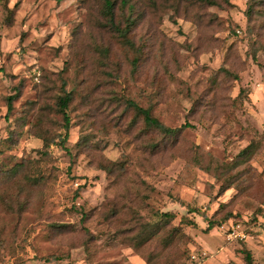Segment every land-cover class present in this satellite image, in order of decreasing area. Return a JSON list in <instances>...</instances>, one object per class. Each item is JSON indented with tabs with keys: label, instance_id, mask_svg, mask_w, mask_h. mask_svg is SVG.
Wrapping results in <instances>:
<instances>
[{
	"label": "rangeland",
	"instance_id": "374dc122",
	"mask_svg": "<svg viewBox=\"0 0 264 264\" xmlns=\"http://www.w3.org/2000/svg\"><path fill=\"white\" fill-rule=\"evenodd\" d=\"M135 1L141 18L133 37L143 48L137 71L104 26L101 0H0V165L28 163L30 172H51L39 207L0 211L1 236H26L13 241L21 244L16 253L11 246L0 250V264H53L43 257L65 252L70 264H146L96 213L124 191L143 196L154 210L174 212L173 224L182 214L195 218V228H183L190 237L181 245L189 249L188 264H245L246 251L252 264H264V53L257 55L259 63L249 55L258 33L264 41V0L255 1L259 9L251 19L252 0ZM103 46L105 57L98 51ZM221 66L233 67L239 80L217 78L219 85L212 86ZM242 87L248 95L240 101ZM62 90L73 94L63 145L71 156L51 143V161L42 162L43 142L33 130L41 119L49 133L63 132L55 107ZM119 95L153 105L166 125L192 127L173 148L149 153L126 124L116 125ZM84 136L88 142L80 147ZM251 141H258L257 150L242 173L241 191L218 193L220 182L187 162L182 150L194 142L228 161ZM120 155L131 160L121 177L99 168ZM225 202L239 218L208 232L201 216L187 212L194 206L216 218ZM54 223L73 230L56 231L49 226Z\"/></svg>",
	"mask_w": 264,
	"mask_h": 264
},
{
	"label": "trees",
	"instance_id": "16d2710c",
	"mask_svg": "<svg viewBox=\"0 0 264 264\" xmlns=\"http://www.w3.org/2000/svg\"><path fill=\"white\" fill-rule=\"evenodd\" d=\"M203 1L212 3L210 0ZM255 1L252 0L248 7V19L255 15V7L257 11L259 9V2L256 3ZM135 3V0H101L99 3V13L104 20L103 24L113 32L118 47L126 57L132 71H137L140 68L141 59L143 58V48L136 43L133 37L135 25L141 18ZM262 17H264V14ZM250 48L249 55L251 59L259 63L257 55L259 52L264 53V41L260 33H258V37L254 38ZM98 51L102 57H105L108 48L103 46L101 51L99 49ZM260 67H263L262 64H260ZM217 78L238 81L239 75L233 67L221 66L214 71L210 78L212 86L219 85ZM17 93L8 98V112L11 110L10 102L17 96ZM247 95V89L242 87L239 89L237 98L241 101L246 99ZM72 100L73 94L66 90H62V94L55 99L56 111L61 114L63 120L62 133H49L41 119L38 121V127L33 130V134L42 139L43 142L42 162L51 161V155L48 153L51 143H55L71 156L70 151L63 145L71 126L68 107ZM115 100L116 105L120 108V112L115 118L116 125L126 124L125 131L131 134L132 140L140 145L143 144V148L149 153H155L167 147L173 148L181 133L192 127L188 122L176 127L166 125L154 112L153 105H143L136 98L119 95ZM80 141L78 146L81 144L80 147H82L88 142V137L84 136ZM257 143L258 141L249 142L238 151L234 158L228 161L218 159L194 142L184 146V148H187L182 150L188 153L185 159L187 162L210 174L217 182H220L218 193H223L228 189L242 190L241 181L244 179L242 173L243 171L246 172V165H248L251 155L257 150ZM130 163L131 160L127 156L120 155V158L108 161L106 164L100 165L99 168L104 170L107 175L121 177L128 171ZM30 166L31 164L28 163L11 168L0 165V211L15 210L16 213L21 214L31 207H39V201L42 198L44 199L45 189L51 180V172H30ZM67 169L69 174L71 165ZM245 175L244 177H246ZM142 198L145 199L143 196ZM143 199H136L129 191H124L118 198L106 199L97 208L96 213L101 216L104 224L113 227V235L121 236L133 251L142 255L146 264H188L189 249L186 247L182 249L181 245L184 246L190 242V237L184 232L183 228H195L197 226L195 218L188 214H182L179 222L173 224V220L176 218L174 212L154 210ZM229 207L228 202L222 203L216 218L208 217L205 210H199L194 206L188 207L187 212L201 216L207 223L205 231L208 232L214 227H220L230 219L239 218V213H233ZM87 215H89L88 212L82 213L81 219L84 220ZM49 226L56 231L73 230V227L68 224L54 223ZM82 229L89 239L92 234H89L84 226ZM30 230L31 228H28L24 233L27 235ZM13 236L15 235L11 234L12 238L8 240L0 234V250L11 246L12 251L16 253L21 244L18 245L13 241L20 240L24 242L26 236L21 239H16ZM69 258L68 252L51 253L44 256L43 261L53 264H70ZM244 258L245 264H252V257L248 251L245 252ZM20 264H24V262Z\"/></svg>",
	"mask_w": 264,
	"mask_h": 264
},
{
	"label": "built area",
	"instance_id": "2783aa9c",
	"mask_svg": "<svg viewBox=\"0 0 264 264\" xmlns=\"http://www.w3.org/2000/svg\"><path fill=\"white\" fill-rule=\"evenodd\" d=\"M234 232V231H233ZM235 233V232H234Z\"/></svg>",
	"mask_w": 264,
	"mask_h": 264
}]
</instances>
